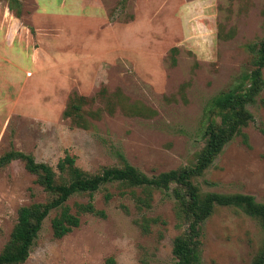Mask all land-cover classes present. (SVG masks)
Masks as SVG:
<instances>
[{"label": "rangeland", "instance_id": "374dc122", "mask_svg": "<svg viewBox=\"0 0 264 264\" xmlns=\"http://www.w3.org/2000/svg\"><path fill=\"white\" fill-rule=\"evenodd\" d=\"M9 2L0 0V155L20 150L55 168L68 153L91 174L123 159L149 176L193 163L212 99L244 81L247 46L264 36V0ZM102 88L121 94L111 98L112 112ZM74 95L87 98V128L63 115ZM263 97L264 87L248 105L247 143L236 136L195 178L201 191L264 202ZM35 178L20 160L0 168V250L18 208L48 197ZM87 199L75 194L66 203L75 212ZM93 203L105 216L81 214L61 238L53 236L52 210L19 264H172V240L182 228L170 191L155 190L151 208L138 209L128 188L107 183ZM144 216L157 218L148 232ZM263 236L256 219L218 206L202 224L201 264H250Z\"/></svg>", "mask_w": 264, "mask_h": 264}, {"label": "trees", "instance_id": "16d2710c", "mask_svg": "<svg viewBox=\"0 0 264 264\" xmlns=\"http://www.w3.org/2000/svg\"><path fill=\"white\" fill-rule=\"evenodd\" d=\"M18 0H10L9 8ZM250 52V68L244 74V81L219 93L212 99L207 125L203 132L204 144L196 153L193 163L146 175L123 159L121 166H110L101 172L91 174L75 164V156L66 153L59 158L55 168L37 161L30 153L9 149L0 155V168L13 160H20L25 169L35 175V181L47 193L43 202H32L22 205L17 210L16 221L9 238L0 250V264L23 263L30 252L43 220L52 210L58 213L51 220L53 236L61 238L80 224L81 214L105 216L103 210L96 209L93 203L94 193L107 183H117L128 188L138 209L151 208L152 195L155 190L170 191L173 197V209L177 220L176 226L182 231L172 240V264H201L202 224L213 213L216 207H237L256 219L264 233V202L245 193H222L201 191L195 178L200 177L211 166L224 146L241 135L247 143L243 131L252 120L253 114L248 105L256 102L257 96L264 87V36L258 42L247 46ZM100 95L107 99V110L112 112V97L120 99L119 91L107 93L105 88ZM87 101L84 95L69 98L63 115L83 128L90 122L85 117L83 104ZM264 106V97L260 99ZM119 103L120 102H116ZM128 114H138L141 110L136 105L122 106ZM140 193L137 194L135 191ZM86 195L85 202L75 203L76 211L66 203L72 195ZM105 200L111 193L105 192ZM157 218L143 217L141 227L148 232L149 224ZM250 264H264V236L262 246Z\"/></svg>", "mask_w": 264, "mask_h": 264}, {"label": "bare ground", "instance_id": "6f19581e", "mask_svg": "<svg viewBox=\"0 0 264 264\" xmlns=\"http://www.w3.org/2000/svg\"><path fill=\"white\" fill-rule=\"evenodd\" d=\"M25 48V47H24Z\"/></svg>", "mask_w": 264, "mask_h": 264}]
</instances>
